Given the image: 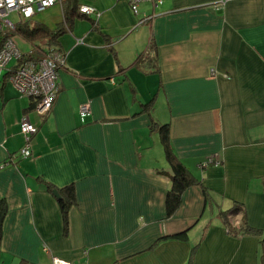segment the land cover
<instances>
[{
  "label": "crops",
  "instance_id": "crops-1",
  "mask_svg": "<svg viewBox=\"0 0 264 264\" xmlns=\"http://www.w3.org/2000/svg\"><path fill=\"white\" fill-rule=\"evenodd\" d=\"M77 1L94 12L49 44L63 63L48 111L36 114L0 73V164L22 144L20 118L36 127L30 156L0 167V264H260L264 0L141 1L135 12L124 0ZM52 6L53 23L36 12L29 23L53 29ZM13 40L21 54L48 46ZM162 125L194 179L169 215ZM233 220L261 232L230 233Z\"/></svg>",
  "mask_w": 264,
  "mask_h": 264
},
{
  "label": "built area",
  "instance_id": "built-area-1",
  "mask_svg": "<svg viewBox=\"0 0 264 264\" xmlns=\"http://www.w3.org/2000/svg\"><path fill=\"white\" fill-rule=\"evenodd\" d=\"M128 3L132 12L136 11V6L141 1H149L153 5H157L161 0H124ZM59 0H0V73L6 76L7 81L24 96L35 99L34 111L36 114H44L51 106L54 93L56 91V69L63 63V55L52 45H48L45 49H40V55L37 58H29L31 52L23 53L17 49L12 34L15 24L28 20L35 12L49 7ZM223 0H219L221 4ZM218 6V5H216ZM215 6V8H217ZM30 10V11H29ZM78 10L85 15L94 12L90 5H79ZM10 12H16L17 22H11L7 18ZM26 13H28L26 15ZM78 42V40H77ZM23 59L19 61V59ZM9 60L15 63L13 67H8ZM88 103H82L78 106V115L80 120L88 113ZM18 130L22 138V144L18 148L16 155H11L8 162H3L0 167L11 163L14 157H29L30 136L36 130V127L27 117L22 116L18 122ZM214 162L212 157L202 162V165ZM229 218V217H228ZM231 222V221H230ZM232 226L237 221L231 222ZM45 250V249H44ZM51 264H70L69 261L51 257Z\"/></svg>",
  "mask_w": 264,
  "mask_h": 264
},
{
  "label": "trees",
  "instance_id": "trees-1",
  "mask_svg": "<svg viewBox=\"0 0 264 264\" xmlns=\"http://www.w3.org/2000/svg\"><path fill=\"white\" fill-rule=\"evenodd\" d=\"M61 6V19L55 24L53 29L48 28L46 25L36 22L34 24H30L28 20L23 22H18L15 24L14 27V34L19 35L24 40L28 42H32L35 40H46V44H54L56 37L66 30L70 26V22L75 16L85 15L78 10V1L77 0H59ZM152 53V52H151ZM150 49L145 51V53L140 54L136 58L135 63H140L146 59L151 58ZM40 55L39 51L31 52L28 57L33 59L37 58ZM26 57V56H25ZM24 54L22 56L25 59ZM19 59V61L23 59ZM35 104V103H34ZM160 139L163 146L164 156L167 162L170 165L171 173L169 175L170 179V186L165 193L164 198V206H165V213L167 215L171 214L179 205L180 202V195L189 185L193 184L194 179L190 175L189 171L182 165V163L175 157L171 148L168 144L167 139V129L166 125H162L160 127ZM72 200V190L70 186L63 187L61 189V196L58 199V205L60 211L64 214L66 207ZM238 205H234L233 207ZM236 208H231L230 210H234ZM229 210V211H230ZM224 216V222H226L225 214H221ZM242 229L243 232L251 233V234H258L261 231L248 226L244 220L240 223L236 224L235 226L231 227L227 225V230L230 233H235L236 230ZM185 231H181L178 233H174L168 235L169 238L175 240H182L185 238ZM260 245V264H264V231L259 239Z\"/></svg>",
  "mask_w": 264,
  "mask_h": 264
},
{
  "label": "rangeland",
  "instance_id": "rangeland-1",
  "mask_svg": "<svg viewBox=\"0 0 264 264\" xmlns=\"http://www.w3.org/2000/svg\"><path fill=\"white\" fill-rule=\"evenodd\" d=\"M57 10L56 6H49V7H46L44 10L42 11H39V12H36L33 16V20H39V19H44L46 22H49V23H53V17L52 15L55 14V11ZM7 18L9 19V21L11 22H14L17 20V14L16 12H10L8 15H7ZM12 37L13 38H17V34H12ZM41 43H43V41H40Z\"/></svg>",
  "mask_w": 264,
  "mask_h": 264
},
{
  "label": "water",
  "instance_id": "water-1",
  "mask_svg": "<svg viewBox=\"0 0 264 264\" xmlns=\"http://www.w3.org/2000/svg\"><path fill=\"white\" fill-rule=\"evenodd\" d=\"M52 194H53L55 197H57V198L59 197V196H58V193H57V191H56L55 189L52 190Z\"/></svg>",
  "mask_w": 264,
  "mask_h": 264
},
{
  "label": "clouds",
  "instance_id": "clouds-1",
  "mask_svg": "<svg viewBox=\"0 0 264 264\" xmlns=\"http://www.w3.org/2000/svg\"><path fill=\"white\" fill-rule=\"evenodd\" d=\"M49 2H51V0H49ZM30 11V10H29ZM28 13H26V15H27Z\"/></svg>",
  "mask_w": 264,
  "mask_h": 264
}]
</instances>
